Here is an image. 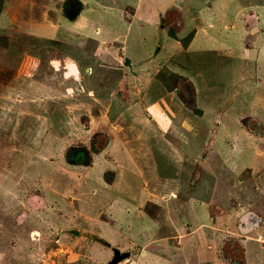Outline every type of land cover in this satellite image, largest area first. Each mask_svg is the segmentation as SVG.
Returning <instances> with one entry per match:
<instances>
[{
  "label": "rangeland",
  "instance_id": "374dc122",
  "mask_svg": "<svg viewBox=\"0 0 264 264\" xmlns=\"http://www.w3.org/2000/svg\"><path fill=\"white\" fill-rule=\"evenodd\" d=\"M66 1L5 0L0 14V264H108L115 248L131 252L117 264H264V172L253 171L263 115L256 91L230 79L243 70L228 61L240 53L238 21L224 30L232 47L219 20L189 47L173 29L162 45L145 19L153 0H80L77 23ZM160 1L203 25L204 11L264 5ZM128 13L143 26H128ZM224 113L222 129L213 122Z\"/></svg>",
  "mask_w": 264,
  "mask_h": 264
},
{
  "label": "crops",
  "instance_id": "0c3cea01",
  "mask_svg": "<svg viewBox=\"0 0 264 264\" xmlns=\"http://www.w3.org/2000/svg\"><path fill=\"white\" fill-rule=\"evenodd\" d=\"M137 1L140 2V0H137ZM143 1L144 0H142V2H141L142 4L144 3ZM153 1H150L148 8L146 9L147 15H145V19H146V23H149L150 27H151V25H154V27L159 30V32L162 36V42H161L162 45L165 42L166 30L168 29V33L170 36V29H173L174 30L173 32L176 34L177 37H173L172 35L170 37L174 38L178 43L181 42L183 46L186 45L182 41L186 37V34L190 33V31L193 32V37L190 39V41L188 42V45L186 46V47H189L192 45V43L194 42L196 37L200 34V31L207 34L204 26L207 25L208 30H214L217 27L216 25H218V24H216L217 23L216 21H218V20L220 21V26L218 29L221 30V32H219V30H215V32H219L221 34L220 36H223L224 40H226V42H229V40L231 39V34L235 33V31L228 30L230 32H227V30H226L224 32V30L227 28L228 29L230 28L229 24H231L233 22L234 18H235V20L238 21V23H237L239 26V32L238 33L242 34V36L238 37L239 41L237 43L234 41L235 46H233L232 42L231 43L229 42L227 44L231 47L233 46L234 49L236 48V46L241 48V49H239L240 53L238 56H232L234 54V51H230V49L228 48L229 49L228 51H230L229 52L230 54H228V57H229L228 61L231 59H236V60H240V61L243 60V62L241 61L242 66H239L238 62H235L238 64V68H243V70H238V72L235 73V71L232 69L231 70L232 75L230 76V79L233 76L240 77V81H238V82L236 81L237 85H240V86L243 85V87H245V88L247 86H249L251 89L250 90L251 92L256 91V94L259 95V98H258L259 101H256V96H255V99L252 97L251 102L253 104L254 109H256L258 112L260 111L261 114L263 115L262 119L261 118H260V120H258L257 118L255 119L257 121V124L264 125V60L260 58L261 54L259 55V53H261L262 51L264 52V29H261L260 33H257V32L252 33L251 31H249L251 29V27H254V28L256 26H263L264 27V5H262V3H261V6L259 5L260 8H258L257 6L254 8L253 7L248 8L247 4L244 2V3H240V5L235 6L232 11H231V9H232L231 6L224 5V6H222L221 11H219V10L217 11V13L221 12V14H220L221 18H219V19L218 18L215 19L214 18L215 15L210 16L207 14L206 11H204L206 13V18L208 20L207 22H209V21L210 22H209V24L206 23L203 25L200 22H199V24H197L195 22L194 16L190 17L189 14H190L191 10L187 11V14H186V10H183L177 6L169 8L166 10V8H168L172 4H170L166 7V5H164V4H162V5L158 4L157 5L155 0H153ZM158 1L161 2L160 0H158ZM141 3L137 4V7L141 6ZM150 4H154V5H150ZM211 5L213 6L212 3H211ZM5 6H6V4H5ZM5 6H4V10L6 8ZM133 9H134L133 12H135L136 9L135 8H133ZM171 9H173V10H171ZM211 9L212 8H210V12H211ZM61 10H62V8H61ZM87 10H88L87 5L84 4V9L80 13V15L83 14ZM171 11L172 12L177 11L178 13H182L183 16L189 15L190 19L186 18V16H185L178 21L171 22L172 25L171 24L164 25V22L162 23V21L164 20V17L166 16V14L171 12ZM230 11H231V13H230ZM212 13H214L213 9H212ZM233 13H234V16H233ZM236 13H237V16L235 17ZM249 14H251L250 19L248 18ZM80 15L78 16L77 20L74 21L73 23L79 22V20L81 19ZM128 15H131V14L128 13ZM130 17H132V20L128 22V26L134 27V25L138 24V23L142 24L141 26H143V22L140 23L139 22L140 20H137L135 18V16L131 15ZM68 23H71V22L68 21ZM181 32H186V33L181 36V35H179ZM259 44H260V46H259ZM257 46H258V48H257ZM128 47H130V46L127 45V47H126L127 56L130 59H132L133 65L134 64L135 65L140 64L139 62H141L144 58L140 61L134 62V57L136 55L131 56V54H129L130 48H128ZM256 50L258 51V54L256 55L255 58H253L254 59L253 60L254 61V67L252 69H249V66L247 63H248V61L252 60L250 58V56H251L252 52H255ZM56 60H57V58H56ZM244 61H245V63H244ZM143 63H149V62L144 61ZM123 70H126V69L124 68ZM241 72H243V73H241ZM252 76H253V78L251 79L252 83L248 84V78L247 77H252ZM241 77H243V78H241ZM251 84H253V85H251ZM125 87H127V85ZM257 103H259V105H260L259 107L255 106V104H257ZM226 115H227V113H224L223 116H221L220 118H216L215 122H213V123L222 125V129H224V126H226V124H227L226 122H228V119H226ZM190 119L194 120L195 123H197L199 121L198 119H195V118H190ZM233 119H235V118H233ZM180 120H182V124L187 122V119L185 117H181ZM188 122H189V119H188ZM164 123H166V124H164L163 127L164 126L167 127V128H164L165 130H168L169 128H171V127H169L170 123H172L171 120H169V122L167 123V119H165ZM218 135H220V136L222 135V137H224V133H221V132L219 134L209 133L208 136L204 139L208 140V141L215 140V138L218 137ZM245 135H247V134H245ZM259 137L261 138V140L262 139L264 140V137H262L261 135ZM74 153L75 152H73V155H72L73 158H75ZM262 163L264 165V155H256L255 165L253 167L254 168L253 171L256 174H259L260 172L258 170L261 169V172H262L261 174L263 175L264 166L261 165ZM29 205L34 209V207H37V205H39V204L35 203L34 200H31V204L29 203ZM208 249H211L209 244H208Z\"/></svg>",
  "mask_w": 264,
  "mask_h": 264
},
{
  "label": "trees",
  "instance_id": "16d2710c",
  "mask_svg": "<svg viewBox=\"0 0 264 264\" xmlns=\"http://www.w3.org/2000/svg\"><path fill=\"white\" fill-rule=\"evenodd\" d=\"M4 1L5 0H0V14L4 11ZM63 9H64L65 16L68 19L72 20V19H76L80 15L82 10L84 9V4L80 0H67L66 3L64 4ZM171 35L173 37H177L173 31L171 32ZM192 37H193V35L191 36V38ZM189 41L184 42V43L186 45H188ZM197 111L199 112V110H197Z\"/></svg>",
  "mask_w": 264,
  "mask_h": 264
},
{
  "label": "water",
  "instance_id": "95a60500",
  "mask_svg": "<svg viewBox=\"0 0 264 264\" xmlns=\"http://www.w3.org/2000/svg\"><path fill=\"white\" fill-rule=\"evenodd\" d=\"M250 16H251V14H249V17H248L249 19L251 18ZM247 216H248V218L246 217V222H249L252 219V221L254 220L255 226H256V224H258L259 219H260V218H258V216L255 215V218L251 214H248ZM69 231H70V233L75 234V235H78L80 233L79 230H75V229H72V230H69ZM114 252H115V255L113 257V260L110 263H108V264H117L122 259L127 258L131 254V252H123L122 253L121 250H119L118 248H115Z\"/></svg>",
  "mask_w": 264,
  "mask_h": 264
},
{
  "label": "flooded vegetation",
  "instance_id": "af4514ba",
  "mask_svg": "<svg viewBox=\"0 0 264 264\" xmlns=\"http://www.w3.org/2000/svg\"><path fill=\"white\" fill-rule=\"evenodd\" d=\"M78 150L81 149V148H77Z\"/></svg>",
  "mask_w": 264,
  "mask_h": 264
}]
</instances>
